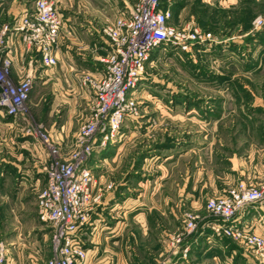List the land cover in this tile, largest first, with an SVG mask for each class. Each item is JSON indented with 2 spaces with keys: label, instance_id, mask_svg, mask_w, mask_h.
I'll return each instance as SVG.
<instances>
[{
  "label": "crops",
  "instance_id": "crops-1",
  "mask_svg": "<svg viewBox=\"0 0 264 264\" xmlns=\"http://www.w3.org/2000/svg\"><path fill=\"white\" fill-rule=\"evenodd\" d=\"M54 1L63 20L60 43L56 50L58 64L54 67L41 65L37 57L25 52L23 44L14 34L10 36L15 46L6 51L4 56L12 58L10 71L13 75L19 77L26 70L34 74V83L38 84V88L32 94L31 103L36 117L44 120L47 126L48 106L42 101H46L44 95L48 94V82L52 79L59 82L61 92L67 97L63 100L70 106L63 116L67 140L62 138V141L67 143L68 136L74 134L73 130L77 124L88 117L94 99L89 90L78 86V70L92 66L93 74L101 76L105 69L102 59L110 51V42L101 33L106 17H103L102 8L96 6V2L102 3L113 12L114 20L123 12H128L134 0ZM219 1L227 4L230 0ZM32 8L33 0H0V21H11ZM225 44L221 47H225ZM253 47L252 56L257 51L258 58L264 56V30L253 43ZM226 51L236 53L229 49ZM252 56H248L251 59H248V65L251 63L255 68L261 66L259 59L255 60ZM258 96L261 97L255 101L256 106H249L257 110L250 112L248 120L241 119L242 115L246 114V106H211L209 109L213 110V113L210 111L206 114L205 120H192L193 126L197 128L195 135L184 138L185 148L177 154L175 146H171L169 152L163 153L167 160L164 159L156 168L155 177H151L146 169H135L133 173L130 170L128 174L119 171L123 156L121 144L110 143L108 147L101 149L97 159L98 168H93L94 174L99 184L113 182L115 187L104 193L102 204L92 213V222L85 236L88 257L82 264H139L140 259L136 258L138 248L129 246L132 243L117 248L118 244L133 239L137 240L146 261L158 260L161 255L157 249L159 235L164 236L165 229L169 235L173 232L171 230L175 231L181 225L179 211L176 212L174 208H194L195 213L200 215L199 208L206 210V201L210 197L225 195L239 183L264 185V133L260 129L264 124V91L259 92ZM181 108L183 111L195 109L200 112L202 107H150L161 117L158 120L163 130L170 124H184L185 120H179L181 115L177 114ZM52 114L53 111L50 116ZM16 121L17 119L0 109V198L4 201L9 197L7 193L13 190L20 196L21 191L26 192L31 188L38 189L42 184L46 185L43 169L46 153L34 138L21 132L18 122L15 125ZM234 127H237L238 131L231 135V138L229 132ZM62 134L63 132H59L58 136ZM177 140L179 141V137ZM119 172L123 177H118ZM247 215L245 210L239 214L240 224L251 223L252 218ZM200 217L202 219L205 216ZM207 225L210 227L209 223ZM208 229L210 228L190 237L188 245L185 246L191 250L189 254L192 255L198 247L200 251L201 246L205 247V253L209 249L207 246L211 239L222 243L221 239L212 236L211 230ZM255 230L262 232L264 227L258 226ZM21 238L19 232L12 240L5 242L11 264H37L33 259L34 254L40 252L38 247L36 249L37 244L30 243L26 253V246H22L19 241ZM154 243H157L156 249L152 246ZM48 251L51 252V243H48ZM155 255L158 257H154ZM186 262L180 254L177 258L174 257L170 264Z\"/></svg>",
  "mask_w": 264,
  "mask_h": 264
},
{
  "label": "rangeland",
  "instance_id": "rangeland-1",
  "mask_svg": "<svg viewBox=\"0 0 264 264\" xmlns=\"http://www.w3.org/2000/svg\"><path fill=\"white\" fill-rule=\"evenodd\" d=\"M96 6L102 8L103 17H106L101 27V33L104 35L103 29L113 19V12L100 2H96ZM172 10L174 13L172 22L177 27L198 26L203 32H211L217 42L211 45L208 41L207 44L200 45L199 50L195 47L193 53L170 46L156 51L155 57L148 63L146 75L137 89L138 115L124 122L119 136L120 139L115 142L122 145L123 156L119 166L121 170L119 171L124 173L130 172V170L133 173L135 169L143 171L146 169L151 177H155L156 168L167 157L163 153L169 152L170 147L175 146L174 150L177 154L179 150L185 148L184 138L191 134L195 135L197 128L193 126L192 120H205L206 114L210 111L213 113V110L209 109L211 106H234L233 108L246 106V115L250 118V108L252 107L249 106H256L255 101H258L261 97L258 96L259 92L264 91V86L262 88V85H264V56L258 58V51L252 56L253 43L258 40L257 34L262 33L264 30V0H230L227 4L219 0H178L174 3ZM259 20L261 21L260 24H258ZM0 22L9 23L10 21ZM250 37H252V40L249 42ZM224 43H226L225 47L222 48L221 46ZM228 49L235 51L237 54L226 51ZM242 51L243 53L240 54ZM248 56H252L255 60L259 59L261 66L258 65L255 68L251 63L248 65ZM92 70V66H86L78 70L77 83L80 88L87 89L85 85H82V78L85 75L93 76ZM27 72V70L24 71V74ZM204 73L218 77L216 79L207 78ZM22 76L17 77L10 71L7 77L8 81L15 85L21 81ZM37 88L38 84L35 85L33 82L25 108L16 118L15 125L18 122V128L21 132L34 138L44 149L46 160L43 169L46 165L57 167L64 162L71 161L72 154L78 147L79 130L89 119L91 111L84 121L77 124V127L73 130L74 134L71 133L68 136L67 143H65V141H62V138H66L64 134L66 122L63 116L70 107L63 100L67 98L66 95L63 91L61 92L57 80L52 79L48 82V94L44 95L46 101L44 99L42 101L45 106H48L47 126L44 120L36 117L32 107L31 97ZM245 90L249 92H245ZM151 106H199L202 108L200 112L195 109L191 111L179 109L180 112H177V114L182 116L179 117V120H185L184 124L180 126L176 124L171 126L170 123L167 126L165 124L167 129L163 130L158 120L161 117L150 109ZM0 109L2 108L0 107ZM52 111L53 114L50 116ZM236 128L234 127L229 132L230 137L237 133ZM59 132H63L62 136H58ZM169 132H171L170 135ZM97 136L100 135L97 134ZM177 137H179V141ZM162 145L166 147H162ZM54 150H57V152ZM100 150L96 147L87 163V166L93 172L95 171L94 167L98 168L97 159ZM144 154L146 156L143 158ZM118 177H123V174L119 172ZM45 186L42 184L38 189L31 188L26 192L21 191L20 196H18L16 190L8 192L9 197L5 199L6 202L0 198V246L7 248L5 242L12 240L20 232L22 238L19 241L21 245L26 246L24 248L29 247L32 242L37 244L36 249L38 247L40 252L34 254L33 257L37 263H43L53 255L52 252L48 251V243H51L53 230L40 220L37 208L39 192ZM2 200L4 201L3 205ZM174 209L176 212L179 211L181 225L175 231L171 230L173 232L169 235L166 234L168 230L165 229L164 236L160 234V237H158L160 240L157 239L158 248L156 247L157 243L152 244L155 247L154 249L157 248L159 254L161 253L159 257L158 254L154 256L158 257L159 261L156 259H147L146 261L144 252L138 247L137 240L134 239L132 241L126 240L124 244H118L117 248H123L125 245L132 243L134 246H129L135 249L138 248L136 258L140 259L139 264H170L172 259L177 258L180 254H182L183 260L187 261L186 264H200L203 262L205 264H264L263 261L259 260L253 249L247 247L244 242H238L231 237L217 234L211 226L208 227L207 223L220 222V220L213 216L207 208L206 210L199 208L200 215L205 216L202 219L198 212L195 213L194 208L181 207ZM245 211L248 213L247 216L252 218L251 223H242L241 225L248 226L252 232L264 234V231L257 232L255 230L258 226L264 227V207L261 208L259 205L248 206ZM190 216L196 217V230L189 236H185L178 245L173 246L172 238L183 232ZM168 226L170 225L168 224ZM168 226L166 227L169 228ZM207 228H210L208 230H211L212 236L221 239L222 243L211 239V243L208 245L212 246H207L209 249L205 253V247L201 246L200 251L198 247L192 255L189 254L191 250L185 246L188 245L190 237ZM29 231L31 234H28ZM148 243L149 241H147ZM27 250L28 248L26 253ZM27 264L33 263L28 262Z\"/></svg>",
  "mask_w": 264,
  "mask_h": 264
},
{
  "label": "built area",
  "instance_id": "built-area-1",
  "mask_svg": "<svg viewBox=\"0 0 264 264\" xmlns=\"http://www.w3.org/2000/svg\"><path fill=\"white\" fill-rule=\"evenodd\" d=\"M177 1L134 0L128 12L104 27L110 51L102 59L105 69L101 76L82 78V85L93 94L94 105L79 130L77 150L71 161L44 167L47 184L39 192L37 208L40 220L53 230V255L37 264H82L87 259L85 236L92 213L102 204L104 193L115 187L113 182L99 184L87 163L96 147L103 149L117 142L124 122L138 115L137 89L156 51L170 46L193 53L195 47L199 50L208 41L211 45L217 42L211 32H203L198 26L179 28L172 22ZM62 24L54 0H33L31 10L9 23L0 22V107L7 115L16 119L21 114L34 82L32 72L23 74L18 84L8 81L12 58L4 53L15 46L10 35L14 34L25 52L37 57L41 65L54 67L58 64L56 50ZM255 205L264 207V185L239 183L227 194L209 198L206 208L220 220L209 223L217 234L244 242L264 262V234L252 232L238 221L242 211ZM196 228V217L190 216L183 232L172 238V245H178ZM0 264H11L5 246H0Z\"/></svg>",
  "mask_w": 264,
  "mask_h": 264
},
{
  "label": "trees",
  "instance_id": "trees-1",
  "mask_svg": "<svg viewBox=\"0 0 264 264\" xmlns=\"http://www.w3.org/2000/svg\"><path fill=\"white\" fill-rule=\"evenodd\" d=\"M246 1H248V0H246ZM257 35L259 36V34H257ZM251 40H252V37H250L248 41L250 42ZM154 57H155V54L152 56V58H154ZM204 76L207 77V78H214V79H216L218 77V76H215V75H212V74H209V73H204ZM245 92H249V91L245 90ZM254 110L256 111L257 108H255V107L250 108L251 112H253ZM241 118L248 120L249 117L246 114H243ZM260 129H261V132L264 133V124L262 125V128L260 127ZM162 147H166V146L162 145ZM145 156H146V154H144L142 157L144 158ZM139 161H141V160H139Z\"/></svg>",
  "mask_w": 264,
  "mask_h": 264
}]
</instances>
